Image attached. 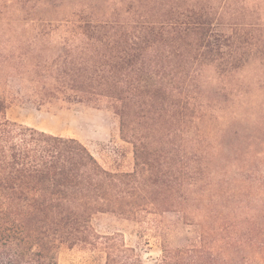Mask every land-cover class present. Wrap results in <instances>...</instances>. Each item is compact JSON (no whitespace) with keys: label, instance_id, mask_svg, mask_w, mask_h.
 Returning <instances> with one entry per match:
<instances>
[{"label":"trees","instance_id":"1","mask_svg":"<svg viewBox=\"0 0 264 264\" xmlns=\"http://www.w3.org/2000/svg\"><path fill=\"white\" fill-rule=\"evenodd\" d=\"M55 1L0 0V264H58L64 245L144 264L122 234L97 233L103 213L152 233L156 264H264L261 1ZM11 82L40 102L106 104L133 170L10 121Z\"/></svg>","mask_w":264,"mask_h":264},{"label":"rangeland","instance_id":"2","mask_svg":"<svg viewBox=\"0 0 264 264\" xmlns=\"http://www.w3.org/2000/svg\"><path fill=\"white\" fill-rule=\"evenodd\" d=\"M260 1L264 17V0ZM58 3L66 6L67 1L56 0L54 5ZM40 8L46 9L43 15L54 12L51 7L41 5ZM55 9L61 15L54 19H62L74 10L59 7ZM14 16H21V13H14ZM253 71L245 69L241 74L242 79L251 80L254 76ZM258 96H261L259 91L253 92L252 98ZM4 98L7 103L6 116L10 121L80 141L107 171L126 173L133 170V147L120 139L118 119L106 104L92 107L75 103L40 102L14 82L8 84L4 91ZM236 129L240 128L236 127ZM242 148L245 150V146ZM256 149L259 151L263 147L258 146ZM92 224L100 235L122 234L126 245L140 253L144 264H156L159 260L161 252L158 239L152 233L144 231L145 229L132 219L103 213L95 215ZM186 230L182 228L178 232L179 237L175 239L176 245H180L187 237ZM58 264H104V255L83 245L71 247L64 245L59 251Z\"/></svg>","mask_w":264,"mask_h":264}]
</instances>
